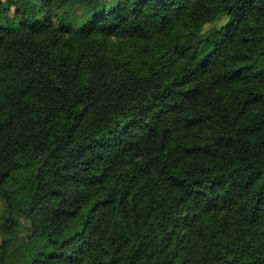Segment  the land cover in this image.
Instances as JSON below:
<instances>
[{
  "label": "trees",
  "instance_id": "16d2710c",
  "mask_svg": "<svg viewBox=\"0 0 264 264\" xmlns=\"http://www.w3.org/2000/svg\"><path fill=\"white\" fill-rule=\"evenodd\" d=\"M0 199V264H264V0H0Z\"/></svg>",
  "mask_w": 264,
  "mask_h": 264
},
{
  "label": "rangeland",
  "instance_id": "374dc122",
  "mask_svg": "<svg viewBox=\"0 0 264 264\" xmlns=\"http://www.w3.org/2000/svg\"><path fill=\"white\" fill-rule=\"evenodd\" d=\"M1 1H3V2H6V0H1ZM116 0H106V2L108 3V4H112V3H114ZM75 13L76 14H81V11H80V9L79 8H76L75 9ZM221 22H223V21H221ZM220 22V23H221ZM5 210H6V207H5V205H4V203H3V201L0 199V214H3L4 212H5ZM26 226H27V228H28V225L26 224ZM27 232H26V230L23 232V235H25ZM1 241H2V236H1V234H0V243H1Z\"/></svg>",
  "mask_w": 264,
  "mask_h": 264
}]
</instances>
